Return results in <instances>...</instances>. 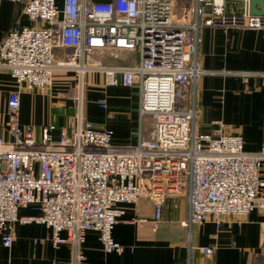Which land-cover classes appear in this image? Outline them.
I'll return each mask as SVG.
<instances>
[{
    "label": "built area",
    "instance_id": "2783aa9c",
    "mask_svg": "<svg viewBox=\"0 0 264 264\" xmlns=\"http://www.w3.org/2000/svg\"><path fill=\"white\" fill-rule=\"evenodd\" d=\"M10 1L22 5L30 23H16L0 42V67L17 85L8 98L12 138H0L4 246L12 245L17 223L36 222L51 229L55 247L71 244L69 264H87L82 243L90 230L98 232L106 252H122L114 226L125 214L123 204L143 196L152 198L161 220L165 202L187 193L184 226L264 212V144L248 150L243 136L226 131L223 122L211 131L197 122V83L207 73L197 57L200 30H264V14L252 13L251 0H194L192 22L175 18L172 0ZM132 52L138 62L103 59ZM60 72L77 75L71 91L77 117L72 132L63 128L56 136V125L49 124L38 138L20 124L21 92L49 90ZM89 72L103 73L106 85L138 89L140 114L152 123L148 138L116 146L112 129L85 117ZM99 103L107 107L106 99ZM29 205L40 212L20 215ZM262 234L264 241V223Z\"/></svg>",
    "mask_w": 264,
    "mask_h": 264
},
{
    "label": "crops",
    "instance_id": "0c3cea01",
    "mask_svg": "<svg viewBox=\"0 0 264 264\" xmlns=\"http://www.w3.org/2000/svg\"><path fill=\"white\" fill-rule=\"evenodd\" d=\"M192 20L194 16L189 22ZM18 22L30 23L22 5L0 0V42ZM200 38L198 62L207 70L197 83L200 129L211 131L216 122H223L226 131L243 136L248 150H259L264 144V30L205 26ZM103 59L107 64H131L138 62L139 54ZM73 73H68L67 80L58 73L49 90H22L21 126L32 128L37 137L49 124L56 125V136L63 128L72 132L71 124L77 117L71 98L76 86ZM16 88L10 71L0 67V138L5 140L12 138L7 128L8 98ZM101 99L107 100V107L100 105ZM139 101L137 88L109 86L103 73L86 74L84 115L95 127L112 129L114 145H136L140 137L150 136L151 119L142 118ZM123 206L125 214L113 229V237L124 246L123 251L106 252L98 232L90 230L82 243L87 264H264V212L260 209L246 216H226L219 223L210 220L184 226L182 221L190 214L187 193L165 202L161 220L156 219L155 203L149 196ZM39 212L34 205L19 210L20 215ZM50 235L51 229L43 224L17 223L13 243L6 247L0 231V264H69L71 244L55 247ZM205 247L213 252H204Z\"/></svg>",
    "mask_w": 264,
    "mask_h": 264
},
{
    "label": "rangeland",
    "instance_id": "374dc122",
    "mask_svg": "<svg viewBox=\"0 0 264 264\" xmlns=\"http://www.w3.org/2000/svg\"><path fill=\"white\" fill-rule=\"evenodd\" d=\"M172 2H173V9H174L175 18L177 20L182 21V22H189L191 20V17L193 16L192 11H191L192 0H172ZM73 74H74V76H73L72 80L73 81L75 80V85H76L78 82V78L75 75L76 73H73ZM241 74H244V73L242 72ZM66 75H65V73H64V75L59 73L58 76L64 80H67L69 74L66 73ZM38 138H40L39 134H38Z\"/></svg>",
    "mask_w": 264,
    "mask_h": 264
},
{
    "label": "water",
    "instance_id": "95a60500",
    "mask_svg": "<svg viewBox=\"0 0 264 264\" xmlns=\"http://www.w3.org/2000/svg\"><path fill=\"white\" fill-rule=\"evenodd\" d=\"M257 5H259L262 10H259ZM251 11L253 14H264V0H251Z\"/></svg>",
    "mask_w": 264,
    "mask_h": 264
}]
</instances>
